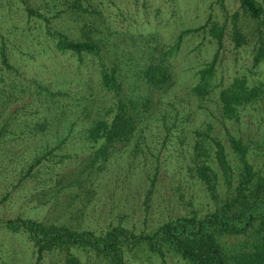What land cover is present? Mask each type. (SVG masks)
I'll use <instances>...</instances> for the list:
<instances>
[{"label":"rangeland","instance_id":"374dc122","mask_svg":"<svg viewBox=\"0 0 264 264\" xmlns=\"http://www.w3.org/2000/svg\"><path fill=\"white\" fill-rule=\"evenodd\" d=\"M257 1L262 13L254 18L242 12L239 0H80L96 10L91 27L82 25L83 10L66 12L71 0H26L49 16L47 23L28 15L21 1L0 0V55L4 52L12 66L6 68L0 59V86L35 78L67 91L71 103L73 94L95 96L89 107L40 105L27 93L0 102V219L29 217L98 233L116 224L149 231L177 215H201L216 204L191 167L193 143L204 132L220 139L228 151L226 134L241 137L249 145L253 167L262 170L263 100L246 104L236 118H225L218 109V89L233 77L244 76L248 83L264 78V62L252 63L255 45H264V0ZM206 22L202 29L190 30ZM211 22L219 25L218 45L209 32ZM46 24L73 38L104 40L107 62L116 54L144 53L142 42L149 36L167 46L185 31L176 52L168 56L171 84L125 86L124 92L148 94L149 104L135 114L129 140L115 142L92 162L100 141L87 139L82 129L103 116L114 98L98 86L97 58L56 50L44 32ZM214 52L210 90L192 92L197 70ZM218 189L222 193L221 181ZM239 238L229 235L225 242L232 246ZM70 250L82 264H106L90 251ZM62 256L54 250L36 261L23 231L0 227V264H62ZM123 258L125 264H189L176 254L160 256L142 245L126 249Z\"/></svg>","mask_w":264,"mask_h":264},{"label":"trees","instance_id":"16d2710c","mask_svg":"<svg viewBox=\"0 0 264 264\" xmlns=\"http://www.w3.org/2000/svg\"><path fill=\"white\" fill-rule=\"evenodd\" d=\"M18 1L23 2L28 15H35L46 23L49 21L47 14L34 10L26 0ZM239 7L250 17L256 18L262 13L257 0H239ZM78 8L83 10L85 22L82 25L94 26L92 12L96 13V10L90 4L71 0V7L66 12ZM63 9L53 12L52 17H58ZM206 25L207 22L190 30L202 29ZM208 28L216 38L217 45L220 44L219 25L211 22ZM44 32L58 51H70L78 56L88 53L96 57L98 86L103 94L111 93L114 98L112 106L107 107L103 116L93 118L82 129L87 139L100 141L89 159L92 162L98 155L104 156L115 142L129 140L135 128V114L149 104L148 94L124 92L125 86L128 89L129 85L143 84L152 89L171 84L173 71L168 56L176 52L185 31L177 34L176 39L167 46L149 36L142 42L144 53L135 56L116 54L110 62L106 60L105 41L102 39L92 35L73 38L49 24L45 25ZM233 38H239L237 30L234 31ZM215 55L216 52L197 70L198 80L191 87L192 92L204 95L210 90ZM0 56L1 63L8 69L12 68L6 61L5 53L1 52ZM259 62H264L262 42L255 45L252 56L253 64ZM22 80L17 84L12 79L5 87L0 86L1 103L13 95L23 97L19 93H27L40 105L51 103L64 108L73 103L89 107L91 101H94L95 96L92 94L79 95L78 98L73 94L71 103L67 91L57 89L48 81L35 78ZM256 100H263L264 104V78L256 83H248L244 76H235L227 85L218 89V109L225 118H236L240 108ZM226 139L229 151L220 139L205 132L200 140L193 143L194 163L191 167L216 203L213 209L201 215H177L162 221L149 231H136L116 224L97 233L90 229H76L65 224L21 216L0 219V227L10 231H23L33 246L36 261L45 252L60 250L63 253L62 264H82L78 255L70 250V247H74L90 251L106 264H125L124 251L142 245L160 256L167 251L176 254L189 264H264V168L259 170L253 167L247 157V141L229 132ZM232 157L236 161H232ZM41 158L42 154L33 158L27 169H31ZM220 181L224 185L223 196L218 189ZM229 235L240 238L230 246L225 242Z\"/></svg>","mask_w":264,"mask_h":264}]
</instances>
